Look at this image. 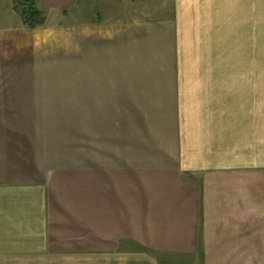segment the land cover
Listing matches in <instances>:
<instances>
[{"label":"crops","instance_id":"1","mask_svg":"<svg viewBox=\"0 0 264 264\" xmlns=\"http://www.w3.org/2000/svg\"><path fill=\"white\" fill-rule=\"evenodd\" d=\"M36 1L0 0V264H264V72L228 57L264 0Z\"/></svg>","mask_w":264,"mask_h":264},{"label":"rangeland","instance_id":"2","mask_svg":"<svg viewBox=\"0 0 264 264\" xmlns=\"http://www.w3.org/2000/svg\"><path fill=\"white\" fill-rule=\"evenodd\" d=\"M108 0H73V4L71 6V13L73 15V21L75 18L77 19V15L81 17L82 14H84L83 11H89V13L93 10L94 8V15L98 14L100 15L99 10L103 11L102 6L106 7L108 5ZM38 4V3H37ZM20 5L17 1L13 0V9L17 11V13L20 15L22 21L23 18L21 16V10L18 8ZM38 8L43 11L46 20L45 23L47 22V18L49 16V11L45 8L42 7L38 4ZM87 15V14H85ZM53 18V17H51ZM71 17H69L70 19ZM44 23V24H45ZM24 24V23H23ZM25 25V24H24ZM40 26V25H39ZM260 31L258 33V41L255 43V45H246L243 47H229L228 48V57H229V64L231 62H234V58L237 54L243 57V62L246 64V61L249 60L251 57H257L258 60V68L261 72H264V23L261 21V26H260ZM250 43V42H249ZM215 48L212 49V54L214 56L213 59H216L215 53ZM218 57V55H217ZM219 58V57H218ZM218 58L216 59L215 62H218ZM196 262H199L198 257L194 256H165L164 257V263L165 264H194Z\"/></svg>","mask_w":264,"mask_h":264},{"label":"trees","instance_id":"3","mask_svg":"<svg viewBox=\"0 0 264 264\" xmlns=\"http://www.w3.org/2000/svg\"><path fill=\"white\" fill-rule=\"evenodd\" d=\"M17 5L19 3V9L21 10V16L23 18V23L30 27L35 28L36 26L43 25L45 23L46 17L38 8L36 0H15Z\"/></svg>","mask_w":264,"mask_h":264}]
</instances>
